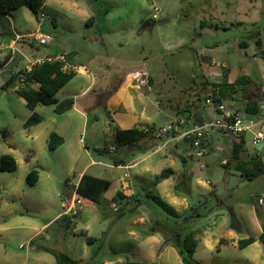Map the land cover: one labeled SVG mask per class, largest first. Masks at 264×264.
Here are the masks:
<instances>
[{"label":"rangeland","instance_id":"obj_1","mask_svg":"<svg viewBox=\"0 0 264 264\" xmlns=\"http://www.w3.org/2000/svg\"><path fill=\"white\" fill-rule=\"evenodd\" d=\"M260 12L264 14V0H46L38 19L21 7L6 17V26L12 33L22 35L25 42H33L28 34L35 31L49 36L48 45L34 43L40 55L49 51L70 54L68 63L82 65L94 75L106 73L96 83L95 91L100 86H109L108 93L112 94L118 82L114 79L122 72L145 69L147 72L137 71L125 83L137 85L144 94L150 92L147 94L149 119L143 123L159 128L177 117L191 120L201 114L207 117L205 111L196 109L170 112L182 108L184 101L192 100L194 95L199 96L198 87L202 83L208 88L216 84L201 75L204 68L201 72L197 57L200 50L209 56V48H214L209 25L213 26V34L228 40L225 46L230 51L234 36L240 35L244 28L236 25L226 35L216 28L226 22L230 30V22L238 20L248 25V33L252 31L249 23ZM41 15L44 18L40 20ZM88 16L94 18L90 27L85 26ZM49 18L56 26H52ZM203 21L207 25L200 28ZM2 22L0 46L7 47L11 39ZM254 52L251 45L248 56ZM65 60L67 65L66 57ZM20 66L0 70V157L12 156L17 167L14 172L0 170V264H56L54 256L40 247L83 264L93 257L95 264L127 261L183 264V257L193 264H264V249L259 241L242 249L237 246L239 240L263 234L264 207L257 206L256 201L264 193V172L252 180L243 178L234 167L231 139L221 133L214 134L203 161L191 158L186 143L175 145L184 162L178 157L164 158L168 147L156 154H151L156 147L133 154L122 149L114 151L116 131L124 123L118 121L114 106L106 110L100 107L104 96L92 97L93 92L90 98L81 101L85 123L76 112L57 115L54 106L38 105L35 112L40 122L24 129L22 123L28 110L14 92V87L20 84L2 87ZM106 67L108 71H104ZM251 72L257 73L256 65L252 64ZM142 73L147 75L148 83L141 87L134 76ZM76 75L66 88L84 85L86 77ZM59 97L58 102L69 98ZM224 104L229 106L227 101ZM52 132H62L66 140L55 152L47 149ZM263 152L261 144L252 146L249 136L244 138L243 162L257 153L264 161ZM148 155L149 160L128 169L113 164L115 158H121L123 165H130ZM149 161L154 168L141 183L135 177L136 171ZM167 168L179 174L189 173L176 189L173 175L165 183L155 180V175ZM83 169L86 175L110 183L98 203L75 193ZM31 170L39 172V180L32 187L25 183V176ZM125 180L131 183L130 189L140 204L130 200L127 206L116 196ZM73 193L82 206L76 208L77 215L69 218L71 225L66 228L54 217L62 211V198L68 203ZM131 206L136 208L132 210ZM119 210L124 211L121 217ZM36 230L40 232L33 236ZM190 231L195 233L194 253L187 256L183 251L181 255L176 245ZM88 237L95 241L89 243ZM220 240L223 241L219 243Z\"/></svg>","mask_w":264,"mask_h":264},{"label":"crops","instance_id":"obj_2","mask_svg":"<svg viewBox=\"0 0 264 264\" xmlns=\"http://www.w3.org/2000/svg\"><path fill=\"white\" fill-rule=\"evenodd\" d=\"M256 16H257V18L253 22L249 23V24H251L250 27L252 28V31H249L248 33H246V31H247L246 29L248 28V25H246V23H243V22L241 23L238 20H232L230 22V25H231L230 30L227 29V23L226 22L224 23V25L218 26L219 28H216V30L221 31L222 35H226L227 32L230 33L231 29H235L236 25L239 26L238 28H241V29L244 28V30L239 32L240 35L238 34V36H234L235 38L232 40V49L230 51H228L227 47L225 46V42L228 40L224 41L223 40L224 38H219V37H217V35L213 34L212 33L213 26L209 25V37L212 39H215V44H212L214 46V48H209V56H207L206 54L203 53L204 50H200V52L197 53L198 62H199V65L201 67V72L203 70L202 67L204 68V71L201 73V75H203L204 78L209 77V79H210V75L214 72L221 73V76L219 78H217L216 80L221 81L222 77H224V78H226L227 84H233L237 78L242 77V76L249 78L250 82L248 84L234 88L235 91L230 96H223L224 98L221 99V101L223 103H224V101H227L228 105H229L228 107H230L233 110H238V111L243 110L245 105L247 103H250V102L256 103L257 109L264 107V14L260 12V13H257ZM245 17H247V15H245ZM91 18H93V16H88L86 18L85 26L90 27L94 24V18L92 20H91ZM6 21H7V18H5L2 23L7 30L6 35H8L10 37L11 42L8 44L7 47L0 46V63L5 61V65L1 69H4V68L9 67V66L16 67L18 65H21L20 68L17 69V71L10 74V75H12V74H15L19 71H23L26 68H28V65L26 63L29 64L30 62H32L36 59L45 58L47 56H52V55H57V53L50 52V51L45 52L43 55H40L39 51L36 50L34 47V43H37V42H35V41H33V42L26 41L25 42V40H23L22 38H21L22 40L21 39L16 40L15 36H21L22 37V35L17 34L16 32L12 33L10 31V29L7 28ZM49 21L52 24V26H53V23L56 26V23L54 22L53 19L49 18ZM152 24H154V23H152ZM38 29H40L39 23H38ZM33 33H39V32L35 31ZM243 33H246L247 35L242 36ZM30 34H28V35H30ZM243 38H246L245 39L246 41L242 40ZM95 40L96 39H94L93 41H95ZM221 42H223L222 43L223 45L221 44ZM251 45L254 46L255 52L252 53L253 54L252 56H248V49L251 48ZM68 55H70V54H68ZM68 55L65 56L67 58V63L69 62ZM236 56L238 57V60L236 59ZM231 60L233 61V64L231 63ZM252 64L257 66V73L251 72ZM66 66L68 69H71L75 72V76L63 88H61L58 92H56L54 94V99H57L58 95H59L60 97H69V98H72L74 100V104H73L72 109L65 112L64 114L69 113V112H76V113H78L77 114L78 116H82L83 122L85 123V116L83 115L84 112L82 110L83 107H81V101L86 99V98H90L91 96L98 98L101 95H103L104 98H103V102L100 105V107H102L104 110H106L107 108H113V106H114V114L119 117L118 121L120 123H121V121H122V123H124V127L119 128L120 130L132 128V129L146 131L149 127L154 126L152 123H149V122H147L145 124L143 123V120L148 121V119H149L147 116V112H148L147 103L150 102V99H149L150 97L147 94H150V92L147 94L146 93L144 94V93H142V91L139 88H137L138 87L137 85L134 86L129 81L125 83V81H127V79H132L131 77L133 76V74L138 73L140 71H146L145 69L139 70V68L138 69H132L131 68L130 70H126L124 73L122 72V74L120 76H118L116 79H114L115 81H118V82L117 83L115 82L116 85L113 87V90H115V91L111 94L110 92L108 93V91L110 90V89H108L109 86H107V87L100 86L96 89L97 91L93 90L96 83H98L100 77L106 75V73L94 75L91 73V71L87 72L85 67L82 65L74 66V65L68 63ZM205 67H207V69H205ZM235 69H236V71H235ZM104 71H108L107 67H106V69H104ZM76 74L83 75L86 77L84 85L78 86V87H76L74 85V86H71L69 88H66L68 86V84H70L76 78V76H77ZM110 81H111V79H110ZM33 87L35 88L36 86L33 85ZM16 89L17 88L14 87V92ZM94 91L96 93H94ZM91 92H93V95H91ZM64 95H66V96H64ZM196 97H197V95H194V98L192 100H185L184 103L182 104V106H183L182 108L177 107L176 111L170 112V113L178 112L181 109H187L189 106L188 104H192L196 100ZM112 100H114V101H112ZM23 102H24V106H25V101L23 100ZM115 102H116V104H115ZM185 103H187V104H185ZM36 107H35V109H36ZM25 108H26V106H25ZM35 109H34V111H35ZM196 110L197 111L201 110L202 113L205 111L207 113L206 114L207 117L204 118L202 114L199 117L195 116L194 117L195 122H198V121L200 122V121L205 120L207 118L210 119L213 117V114L210 110H207V109L202 110L201 108H199V105H198V108H196ZM31 113L32 112L30 110H28V114L25 117L24 122L31 115ZM170 119H173V118H169V120ZM24 122L22 123V128H23ZM154 127H155V129L157 128L156 126H154ZM56 134L62 138V143L56 148V150H57L60 147H62L63 145H65L66 140L64 139V135L62 134V132H57ZM227 139H229V138H227ZM209 141H210V139H209ZM209 141H208V145H209ZM80 143H81V140H80ZM161 143H162V139L157 137V140H156L153 147H157V146L161 145ZM140 144H142V146H141L142 148H141V150H138L137 152L141 153V152L146 151L147 149L148 150L151 149V148H148V147H150L149 143L141 142ZM177 144H179V143L168 144L167 145L168 150L166 151V153L163 156H164V158L178 157L180 159V161L184 162L185 161L183 159L184 157L179 156L177 153L176 149L178 146L177 147L175 146ZM232 144H231V147H232ZM231 147H230V153H231ZM163 149H165V148H163ZM56 150L51 151V152H55ZM159 151L153 150L151 154H156ZM133 153H135V152H133ZM133 153H131V154H133ZM149 156L150 155L143 157L140 160H138L137 162L135 161L134 163H131L130 165H123V163H121V164L114 165V166L117 168L128 169L130 167H134L136 164H139L140 162H144V161L149 160V158H150ZM251 157H256V156L253 155ZM259 158L260 159L262 158L261 155L259 156ZM262 162L264 163L263 160H262ZM153 168H154L153 162H151V161L147 162L143 166H140L138 168V170L136 171V176H135L136 179L142 183L145 174L149 173L151 171V169H153ZM170 170H171V173L169 174L168 178L161 180L159 182H161V183L168 182L170 180V177L173 175V176H175V180H174L175 182L173 184V188L176 189L177 184L178 185L183 184L184 179H187L186 174H189V173L185 172L183 174H179L178 172L173 171L172 169H170ZM35 171H37V170H35ZM37 174H38V179H37V181H38L39 180V172L38 171H37ZM83 174H85V169H83L80 172V174L78 176V180L75 184V187L77 186V184H78V182H79V180ZM157 175L158 174H156L155 177ZM92 177H95V176H92ZM124 177L126 178L127 176L124 175ZM95 178H98V177H95ZM178 178H180V179H179L178 183H176V180ZM99 179H101V178H99ZM185 182H186L185 184H187V181H185ZM140 185H142V184H140ZM130 186H131V183L125 180L120 185V190L116 191V196L120 199L121 202H123L127 206H128L127 203L131 200V198L135 197V195H133V193H132V190L130 189ZM186 186L187 187L189 186V181H188V185H186ZM109 187H110V183H109ZM118 194H121L122 196H119ZM62 199L63 200L61 201V206H62V203L65 202L64 198H62ZM58 217H59V214H57L54 217V220L58 221L57 220ZM139 223L142 224V221H140ZM45 225H47V224H45ZM45 225H43L42 227H44ZM39 232H40V230H36L35 233L33 234V236L38 235ZM149 235H151V233ZM157 235H159V234H157ZM145 239H147V237ZM40 249H41V247H40Z\"/></svg>","mask_w":264,"mask_h":264},{"label":"trees","instance_id":"obj_3","mask_svg":"<svg viewBox=\"0 0 264 264\" xmlns=\"http://www.w3.org/2000/svg\"><path fill=\"white\" fill-rule=\"evenodd\" d=\"M46 0H0V23L14 10H17L21 7H26L37 19L41 9L43 8ZM93 18H91L92 20ZM206 22H200V28L206 27ZM53 26L55 24L53 23ZM5 65V61L0 63V69ZM75 72L71 69L65 68V63L61 61H52L45 62L43 64H35L32 66L30 72L25 70L19 71L15 74L10 75L3 89L9 87L10 85L20 84L19 80H23V85H18L15 93L25 101V106L32 113L27 118L23 124V128L27 129L29 127L37 125L41 118L34 111L35 107L38 105L45 106H54L53 112L57 115L64 114L65 112L72 109L74 100L72 98L64 99L61 102H58L54 99V94L63 88L73 77ZM151 82V81H150ZM250 82L249 78L242 76L237 78L233 84H227L226 78H222L221 83L211 84L209 88L206 83H202L198 87L200 95L196 97V100L192 104H188L187 110L195 111L200 105L201 98H205L204 95L213 94L215 101H221L223 96H230L238 86H244ZM36 86L35 88L33 87ZM207 87V89H206ZM205 88V90H203ZM187 104V103H185ZM243 110L247 113H257V105L254 102L247 103ZM178 112H183L179 110ZM199 122V121H198ZM156 129L154 126L149 127L146 131L137 130V129H125L116 131V147L114 151L123 150L127 154L137 152L141 150L142 144L149 143L150 147L153 148L157 137L155 135ZM62 143V138L56 133L52 132L48 136L47 148L49 151H54ZM243 143H233L231 147V157L236 161L235 169L242 174V177L247 180H252L260 176L264 172V163L259 157H250L248 161L243 162L241 160V154L243 153ZM148 150V149H147ZM101 151H98L100 153ZM124 161L121 158L113 159V164L118 165ZM225 167L228 166L226 163ZM0 170L6 172H14L16 170L15 159L10 155H2L0 157ZM171 170L169 168L164 169L155 177L156 182L168 178ZM38 174L37 171L31 170L26 174L25 183L28 186H34L37 183ZM109 188V182L103 179L95 178L86 174H83L76 186V194L85 197L95 203L99 202L100 196ZM122 196L121 194H118ZM132 203L140 204L138 198H131ZM132 207L131 209H135ZM124 214V211L119 210L118 216L121 217ZM64 223V226L68 228L71 223L68 217H61L57 219ZM232 227V225H231ZM263 234L259 235L257 238L248 237L246 239L239 240L237 246L239 249H242L255 241H259L264 249V227L262 228ZM195 233L190 231L186 232L182 238V242L179 245H176L179 248L181 255L185 251L187 256H192L195 250ZM87 241L93 242L95 238L88 237ZM223 240H220L222 242ZM42 251L50 253L54 256L56 264H83L78 261H75L69 258L62 253H56L54 250L41 247ZM95 257H93L89 262L84 264H95ZM183 264H193L182 258ZM125 264H133L130 261H127ZM157 264V263H152Z\"/></svg>","mask_w":264,"mask_h":264},{"label":"built area","instance_id":"obj_4","mask_svg":"<svg viewBox=\"0 0 264 264\" xmlns=\"http://www.w3.org/2000/svg\"><path fill=\"white\" fill-rule=\"evenodd\" d=\"M43 18V15H41L40 20ZM29 37L39 45H48L51 40L49 36L40 33L31 34ZM21 38V36H15L16 40H20ZM52 61H61L66 65L64 55H52L30 62L25 71L27 73L30 72L32 66L35 64ZM220 76L221 73L214 72L210 75V79L212 82L219 84V80L216 79ZM134 78L139 86H145L148 83L145 73L137 74ZM19 82L20 85H23L22 79ZM213 98V94H208L200 104L201 109H207L212 112V118L195 122L193 119L177 117L168 124L157 128L155 135L162 139V143L154 151H159L167 147L170 143H186L191 158L203 161L208 155V141L216 133L227 136L231 139L232 143L242 142L243 145L244 138L249 136L252 146L261 144L264 149V107L258 109L257 113L251 114L244 110H233L222 101H215ZM255 156L259 157L260 153H257ZM75 193L71 195L68 203H62V211L59 217H68L71 219V217L77 215L76 208L81 207L82 202L79 199H75ZM256 204L259 207H264V193L257 199ZM118 209L117 207L113 208L114 211H118Z\"/></svg>","mask_w":264,"mask_h":264}]
</instances>
